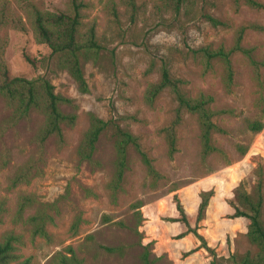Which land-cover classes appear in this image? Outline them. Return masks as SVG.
I'll return each mask as SVG.
<instances>
[{"label": "rangeland", "instance_id": "obj_1", "mask_svg": "<svg viewBox=\"0 0 264 264\" xmlns=\"http://www.w3.org/2000/svg\"><path fill=\"white\" fill-rule=\"evenodd\" d=\"M83 1L79 31L93 24L100 46L93 57L80 58L87 84L84 93L77 90L56 54L38 42L32 26L31 6L71 14L70 0H0L8 18L0 26V47L9 77L48 80L55 92L72 99L73 106L63 104L61 109L76 115L73 125L62 127V142L49 137L40 144L36 133L43 115L33 111L27 118L6 123L11 108L0 96V242L14 236L16 261L26 259L28 264H60L63 256L68 264H141V245L147 242H151L148 258L161 257L155 264H180L183 252L174 253L169 239L175 237L169 234L173 224L168 218L172 213L180 216L175 201L185 216L195 193L212 190L215 179L209 175L221 176L224 169L229 173L223 185L230 197L236 171L249 191L256 166L263 170L264 220V65L255 71L240 51L231 52L228 89L223 65L213 59L207 67L194 52L198 47L228 50L239 26H264V0H256L263 4L259 9L243 0H180L177 10L163 0H132V5L126 0ZM207 16L219 23L213 25ZM240 45L252 49L251 59L262 60L264 31L247 27ZM162 64L186 96H211L207 107L214 111L211 121L220 130L211 132L213 150L207 154L202 153L196 115L178 108L168 88L151 104L144 102L145 88L158 81ZM88 113L110 126L99 134L91 159L84 160L77 145L88 126ZM253 120L261 121L259 132L247 129L246 122ZM113 124L136 138L152 174L128 145L126 167L114 186ZM167 128L174 137L171 154ZM238 147L247 150L242 155ZM19 168L29 169L26 179L12 184ZM138 212L145 216L139 219ZM33 215L39 217L44 234L33 232L37 223ZM226 244L232 253L255 250L240 233L226 237ZM105 246L116 249L109 252ZM211 250L215 257H224ZM203 257L208 262L212 258L207 250ZM200 261L186 259L187 264Z\"/></svg>", "mask_w": 264, "mask_h": 264}, {"label": "trees", "instance_id": "obj_2", "mask_svg": "<svg viewBox=\"0 0 264 264\" xmlns=\"http://www.w3.org/2000/svg\"><path fill=\"white\" fill-rule=\"evenodd\" d=\"M128 4L132 5V0H126ZM167 2L174 10L179 8L180 0H163ZM244 4L259 9L263 4L256 0H243ZM72 12L65 14L62 12L52 13L44 12L38 9L35 5L31 6L30 11L32 15V26L35 37L39 43L45 44L51 52L55 53L59 63L66 69L69 76L76 84L79 92L87 91V84L83 77L80 58L93 57L100 48L96 37L93 24H90L87 29L80 33L81 13L80 9L85 6L83 0H70ZM110 13L115 15L113 7H109ZM4 4L0 3V26L8 19L6 16ZM207 19L213 24H218L219 21L207 16ZM247 27L263 30L264 26L260 25H242L239 26L235 33L233 46L228 50L221 47L211 50L207 47H198L194 50L195 53H200L203 57L205 66H210L213 59L218 60L224 68V84L229 89L232 80V67L229 59L231 52L237 50L245 55L248 62L256 71L260 65H264V58L260 61H254L250 57L251 48H244L240 45V40L244 29ZM159 79L156 82L150 83L146 86L143 100L146 104H151L154 97L164 88H168L173 94L178 108H183L196 115V120L199 127V136L201 140L202 153L207 154L213 150L210 144V134L213 131L220 130L212 121L211 117L214 111L207 107L211 101V96L199 94L194 98L186 96L179 88L178 80L170 77L167 68L162 64L159 68ZM256 73V72H255ZM0 96L4 98L6 104L11 108V113L4 119V122L12 124L20 119L27 118L28 115L36 111L43 115V122L36 133L37 140L41 144L49 137H54L58 142H62V127L73 125L76 115L74 112H65L61 109V105H72V99L66 97L53 90L52 85L46 79H31L27 80L20 77H9L7 69L2 59V49L0 47ZM110 126V122L88 113V126L84 130L82 137L77 145V154L81 159L90 160L91 155L95 149V143L99 134ZM114 136L115 157V173L114 186L119 181L121 174L126 167L125 155L128 145H132L139 153L140 158L149 173L154 170L150 164L149 159L141 151L136 138L127 130L122 129L116 124L111 125ZM246 127L249 131L255 133L262 129L261 121H247ZM165 138L168 144L169 154L175 151L174 137L171 128L164 129ZM240 154H244L247 150L245 147H238ZM29 169H18L12 177V184L25 180ZM256 180L252 189L247 191L244 188L243 182H237L231 189V199L228 204L233 208V212L229 217L244 216L248 222L244 236L248 243L254 247V251L245 250L242 253H231L227 257H215L212 250L206 246L203 238L196 232L195 228L188 227L182 206L178 201H175V208L180 214L176 219H169L171 221H181L187 227V232H192L200 241V247L206 249L210 255L211 260L209 264H264V220L262 219V202L263 197L261 193V183L263 178V170L260 166H256L253 171ZM212 195V190H204L198 193L199 201L196 208V220H200L204 213V208L207 204L208 198ZM175 196V195H173ZM24 199L27 200L26 197ZM29 200V199H28ZM28 200L26 202H28ZM22 203H24L22 201ZM23 204H20V207ZM0 203V212H1ZM20 210V209H19ZM38 216L33 215L31 219L37 221L34 233L44 234L43 224L38 221ZM138 218L142 219L138 212ZM108 221V219H105ZM74 226V225H73ZM183 233L176 235L179 238ZM15 237L8 235L2 242H0V264H28L27 260L16 261L17 255L13 253L12 240ZM151 242L141 245L142 252L140 254L141 264H155L161 257L148 255L151 253L149 246ZM105 250L109 252L115 251L116 247L105 246ZM193 250H189L182 255L185 256ZM217 258L221 261H217ZM67 258L63 256L59 263L68 264ZM73 262V257H69ZM73 264H76L73 263Z\"/></svg>", "mask_w": 264, "mask_h": 264}, {"label": "crops", "instance_id": "obj_3", "mask_svg": "<svg viewBox=\"0 0 264 264\" xmlns=\"http://www.w3.org/2000/svg\"><path fill=\"white\" fill-rule=\"evenodd\" d=\"M222 173L223 174L221 176L216 175V177L215 175H209V177L213 176L215 181L211 183L212 195L208 198L202 218L198 221L196 220V208L199 199L197 193H195L196 195L192 199L189 209H186L185 211V220L188 227L195 228L196 232L203 238L206 246L216 252H220L218 254H222L226 257V255H224L225 252H227L228 255L232 253L230 249H226V237H231L239 233L243 235L245 233L248 220L244 216L229 217L233 212V208L228 204V199L231 197L229 195V190L227 192L225 185H223V182L228 179H226L225 176L229 172H227V169H224ZM241 177L240 171H236L234 177L235 180L234 182H231L230 185L233 186L235 182H238L241 179ZM230 194L232 196V193ZM142 215L141 217L145 216ZM170 216L171 217L168 218V221L173 224V230L169 232V234L175 238L169 239L172 241L174 253L178 255L180 252L185 253L191 249L193 250L185 255L182 260H179V263L187 264L186 259L194 260L198 257L201 260L198 263L203 264L207 262L209 264V262L203 257L206 250L199 246L200 242L195 235L192 232H187V227L183 222L169 220L176 219V215L174 213ZM179 233H183V235L176 238V235Z\"/></svg>", "mask_w": 264, "mask_h": 264}]
</instances>
